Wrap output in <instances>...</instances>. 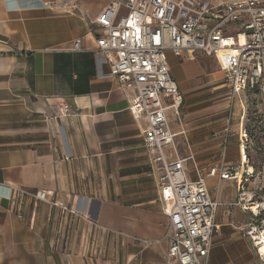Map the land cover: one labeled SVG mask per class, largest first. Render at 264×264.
I'll list each match as a JSON object with an SVG mask.
<instances>
[{
    "label": "crops",
    "instance_id": "crops-1",
    "mask_svg": "<svg viewBox=\"0 0 264 264\" xmlns=\"http://www.w3.org/2000/svg\"><path fill=\"white\" fill-rule=\"evenodd\" d=\"M110 3L0 0V264H171L163 173L145 146L146 123L133 119L135 92L111 77L97 50L102 31L94 21ZM76 39L82 51L73 50ZM168 62L183 97L180 120L166 112L177 156L193 155L205 173L240 166L238 178L248 180L250 206L243 211L236 180L206 179L221 204L206 264H264L245 235L250 211L264 214L260 94L232 96L214 56L168 53ZM165 152L175 159L171 147ZM185 169L194 179V163ZM19 188L49 192L72 213L19 197L13 191Z\"/></svg>",
    "mask_w": 264,
    "mask_h": 264
},
{
    "label": "built area",
    "instance_id": "built-area-1",
    "mask_svg": "<svg viewBox=\"0 0 264 264\" xmlns=\"http://www.w3.org/2000/svg\"><path fill=\"white\" fill-rule=\"evenodd\" d=\"M94 24L102 31L96 39L97 50L110 65L111 77L135 92L128 111L134 120L145 121V146L155 169L163 173L159 188L164 213L170 220L168 260L171 264H206L219 230L217 214L221 206L211 197L206 179L236 180L240 191L237 205L243 211L250 206L245 196L248 180L242 175L238 178L240 166L216 165L205 173L193 155L185 159L177 156L176 134L170 130L166 112L174 110L180 120L183 97L171 76L168 53L181 57L201 52L216 57L231 95L259 91L264 115V0L218 5L210 0H111ZM73 50L82 51L81 39L74 41ZM163 97L169 99L167 106ZM59 106L65 113L69 109L65 103ZM247 138L245 132L240 140L241 166L247 163ZM166 147L173 149L175 159H168ZM187 161L194 163V179L187 175ZM13 191L19 197L47 202L72 213L56 204L49 192ZM250 213L245 235L264 262V251L259 247L264 220L259 219V213Z\"/></svg>",
    "mask_w": 264,
    "mask_h": 264
},
{
    "label": "rangeland",
    "instance_id": "rangeland-1",
    "mask_svg": "<svg viewBox=\"0 0 264 264\" xmlns=\"http://www.w3.org/2000/svg\"><path fill=\"white\" fill-rule=\"evenodd\" d=\"M218 76L221 77V78H223V74H222V73H219ZM255 93H256L257 95H259V91L256 90ZM253 105H254V106L257 105L256 101H253ZM181 106H182V105H181ZM180 113H181V107H180ZM258 118L260 119V115H258ZM262 192L264 193V190H262ZM259 219H260V220H261V219L264 220V214H261V215L259 216ZM263 229H264V228H263Z\"/></svg>",
    "mask_w": 264,
    "mask_h": 264
},
{
    "label": "bare ground",
    "instance_id": "bare-ground-1",
    "mask_svg": "<svg viewBox=\"0 0 264 264\" xmlns=\"http://www.w3.org/2000/svg\"><path fill=\"white\" fill-rule=\"evenodd\" d=\"M260 246L259 247H262V251H264V231L261 232V237H260Z\"/></svg>",
    "mask_w": 264,
    "mask_h": 264
}]
</instances>
